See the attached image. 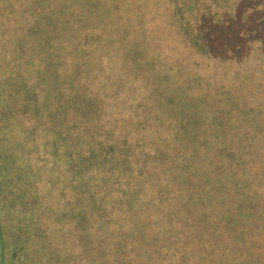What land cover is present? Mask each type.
<instances>
[{
	"label": "trees",
	"instance_id": "trees-1",
	"mask_svg": "<svg viewBox=\"0 0 264 264\" xmlns=\"http://www.w3.org/2000/svg\"><path fill=\"white\" fill-rule=\"evenodd\" d=\"M200 1L143 0L156 43L131 0H0V264H264V0ZM104 39L118 104L78 76Z\"/></svg>",
	"mask_w": 264,
	"mask_h": 264
},
{
	"label": "rangeland",
	"instance_id": "rangeland-1",
	"mask_svg": "<svg viewBox=\"0 0 264 264\" xmlns=\"http://www.w3.org/2000/svg\"><path fill=\"white\" fill-rule=\"evenodd\" d=\"M138 1L139 2L137 3V0H131V4L129 6L126 5L127 7H125V4L121 5L123 8L125 7V11L123 10V11H117L116 12V13H120L122 15V18L119 19L120 24L125 25L126 21L124 19V16H128V20L131 21V23L129 25H132V28L134 30L139 29L142 26V28H143L142 30L143 31H147L149 33V36H153V38L155 39L156 43L158 41H162L161 39L158 38V35H159V33H161L162 30H166L167 27L163 25L159 29L155 30L154 28H156V27H155V25H153L154 22L151 19L152 17L150 16V14L136 16L137 12L140 10V8H143V10H144V8L146 7V6L143 5V0H138ZM156 1H157V6L159 5L163 9H164V4L168 5V7H169L171 5V3H172L171 2L172 0H169V1H167V0H156ZM202 1L203 0H201L199 2L198 6H197V10H198L197 12H199V13H201V12L205 13L206 12L205 8L202 9V6H203V2ZM239 7H240L241 10H245V7L242 8L241 4H239ZM172 8L174 9L173 12L177 13V8L176 7H172ZM262 9L263 8H256L251 13L249 12L250 16L248 17V20L251 21L250 22L251 25H247L246 27H251V29H253V31L249 33L251 38H254V37L257 36V37H260L261 40L264 39V13H263ZM154 10L157 11L156 9H154ZM164 11H165V9H164ZM171 11L169 12V9H168V11H166V15H168V13H170V15H171ZM138 19H140L141 21L143 19V21L140 24H138L137 23ZM205 20L206 21H202L199 24L202 25V26H206V27H207V25L212 24V21L209 18H206ZM254 22L257 24V26H252ZM245 29H250V28H245ZM98 30L99 29H95V30H92V31L93 32H99ZM93 32H92V34H94ZM120 32H123V31H119V33ZM116 33H118V32H116ZM133 33H135V31ZM175 33H177V35H179L178 31H176ZM80 35H82L81 32H80ZM105 37H106V41H107L108 39H110L111 36H110V34L103 32V38H105ZM106 41H105V39H104V41H102V46H101V40L92 42L91 43L92 48H91V45L88 46L89 47V53L92 50V52L90 54L93 57H92V59L86 60L85 64L82 66L84 71L79 73L78 76L80 77V79L81 78H85L87 84L90 83L89 85H85L87 90L90 91V95H93V94L97 95L99 93H102L103 95H109V96H106V97L104 96L105 100L106 99H109V100L111 99V101H108L106 103L110 102L111 104H113V103H117L118 104V103L121 102V99L118 100L117 97H121L124 94L131 93L133 91H138V88H136V90H133V86H131L132 85V82H131L130 83L131 87L130 86L127 87V90H124L123 93L121 94V92H119L117 89L114 92L110 88L112 85L107 86L109 84V81H112L114 79V76L116 77V75H113L116 72V71H114V70H116V68L115 67L114 68L111 67L112 64L107 61V60H110V58L106 59V57H103V55L100 54V49H101V47H103L106 44ZM120 41H123V40H120ZM120 41H119V43H120ZM189 42H191V41H188L186 44H184V48H188L189 49L191 47L189 45ZM153 46H154V43L151 44L150 46H148L150 48V52H149L150 56H149V58H151V60L153 62H155V65L156 64H160L162 62L161 59L159 58L160 54H159L158 50H157V52L154 51V50H151V48H153ZM262 46L264 47L263 44H262ZM103 52H104V50H103ZM242 52L243 51H240V53H242ZM63 55H65V53H63ZM199 55H200V52H199ZM66 56L68 57V55H66ZM259 56H260V54H259ZM111 58H113V57H111ZM198 59H200V58H198ZM102 62H103V65H102ZM251 62H252V60L250 59V63ZM65 63H68V62H65ZM53 64H55V63H53ZM113 65H115V63ZM240 75H238L235 78L234 81H239L240 82L241 79H244V77L242 75H246V77H247L246 80H242V82L240 84L236 85L237 89H238L237 93H239L240 96H242L241 97V102L238 105V107L241 108L240 111H242V109L244 108V106H245V104L247 102V99H248V96L246 97V95L247 94H252L250 92V90L259 85L260 79H258L255 82L254 76H256L257 74L253 73V71H251V69L249 67H248L246 72L241 73ZM30 76H31V79L33 81L34 80L33 75H29V77ZM62 76H64V75L62 74ZM47 77L48 78H53L54 75L49 72ZM65 78H66V76H65ZM126 79H130V77H127ZM247 86H249V89H247ZM105 87H106V89L103 90ZM128 89H129V91H128ZM101 90H103V91H101ZM80 91L83 92L84 91V87L80 86ZM109 93H113V95L111 96ZM262 93H263V97H264V92H262ZM137 95H138V97L135 100H137L136 102H139L141 104V100L143 99L142 98L143 95L140 94V93L137 94ZM243 95H245V96H243ZM259 100H260V102H264V98H259ZM255 102L257 103V101H255ZM128 103H130L132 105L133 101H123L120 104L121 106L123 105V109L121 107H119L121 109L120 112H119L120 114H114V113L111 114L110 117L107 118L106 122H108V119L113 121V122H118L119 118H121L122 114L125 113V110H127L129 112H132V110L133 111H136V110L138 111V109L140 108V106L139 107H137V106L135 107L133 105L134 107L132 109H130L129 106H127ZM138 119H139V117L137 116L135 122ZM137 124L139 125V123H137ZM118 125L120 126L121 124L119 123ZM117 129H119L121 131L120 128H117ZM259 141H260V139L257 140V142H259ZM59 148H61V147H59Z\"/></svg>",
	"mask_w": 264,
	"mask_h": 264
}]
</instances>
